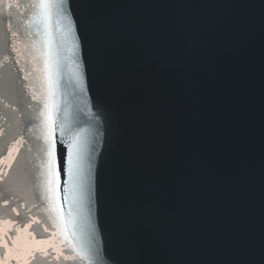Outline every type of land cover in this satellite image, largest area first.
I'll return each mask as SVG.
<instances>
[{
	"label": "water",
	"instance_id": "obj_1",
	"mask_svg": "<svg viewBox=\"0 0 264 264\" xmlns=\"http://www.w3.org/2000/svg\"><path fill=\"white\" fill-rule=\"evenodd\" d=\"M82 3L90 39L119 69L116 122L143 146L154 189L136 191L134 255L145 264H264V0ZM61 91L66 128L94 140L95 107L67 78ZM21 106L24 130L34 113ZM111 179V165L101 167L102 196Z\"/></svg>",
	"mask_w": 264,
	"mask_h": 264
},
{
	"label": "snow or ice",
	"instance_id": "obj_2",
	"mask_svg": "<svg viewBox=\"0 0 264 264\" xmlns=\"http://www.w3.org/2000/svg\"><path fill=\"white\" fill-rule=\"evenodd\" d=\"M83 8L0 0V264H145L132 224L142 212L137 189H154L143 146L116 122L118 66L90 39ZM65 78L96 109L94 140L60 118ZM22 100L34 113L24 130ZM109 164L102 196L100 168Z\"/></svg>",
	"mask_w": 264,
	"mask_h": 264
}]
</instances>
